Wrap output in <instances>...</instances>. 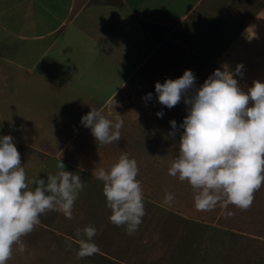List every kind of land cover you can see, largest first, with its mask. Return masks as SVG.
<instances>
[{
    "label": "rangeland",
    "instance_id": "obj_1",
    "mask_svg": "<svg viewBox=\"0 0 264 264\" xmlns=\"http://www.w3.org/2000/svg\"><path fill=\"white\" fill-rule=\"evenodd\" d=\"M139 1L126 0L125 5L129 12L139 15L142 31L151 39L140 49H128L127 52L132 54L139 53L126 65L120 64L119 58L114 61L110 57L119 52L114 49V44L107 48L104 43L92 44V38L82 34L78 44L68 43V27H71L70 34H73L72 27H80L83 34L92 36L104 30L89 21V5L76 18L75 24L65 25L48 37L33 39L30 37L42 34L56 24L64 11H54V15L45 13L49 4L40 0L38 4L33 2L31 18L24 20L16 12L13 1H5L8 11L1 10L0 41L8 44L0 42V53L4 49L5 56H18L23 63L3 61L7 71L0 77V136L13 137L29 180L33 177L46 180L48 174L56 173L58 162L42 154L46 153L44 139H51L61 132V128L76 126L71 119L74 115H70L66 107L67 102L78 99L75 104L85 100L95 110L104 101L105 105L98 111L113 121H124L121 139L100 145L86 127L76 135L72 130L66 139L61 138L66 145L55 155L64 161L66 171L76 174L73 170L78 168L84 189L75 202L73 219H59V212L50 211L48 213H56L58 219L50 226L57 229L58 234L76 238L77 229L83 236L85 227H95L96 237L93 238L99 249L105 247L102 246L105 240L114 245L112 258L115 261L106 260L107 264H264V185L254 194V201L246 211L226 201H221L212 210H196L191 186L168 174L172 160L178 155L183 132L179 125L187 115L188 106L181 100L169 109L159 103L155 92L156 82L163 84L166 79H177L185 70L193 72L198 88L216 69L235 72L237 65H243L242 75L234 78L247 92L251 86L242 82L243 78L250 79L264 61V2L200 0L186 17L177 21L173 19L175 15L169 13L170 6L164 4L168 0ZM179 3L184 6L179 5L177 10L186 9L192 0H179ZM155 7L159 9L157 12ZM144 17L151 21L156 19L161 24L152 26L154 24L145 21ZM5 32H19L29 37L22 40L10 34L9 37ZM171 37L180 38L183 44L180 49L185 52H179V49L176 54L171 53L175 44L170 42L167 44L170 51L156 56L148 64L155 39ZM187 47L189 51L185 50ZM119 48L127 50V47ZM186 52L203 63L190 59ZM132 74L134 77L104 100L121 85L124 77L126 80ZM148 93L152 96L145 99ZM158 112H163V116L158 117ZM85 115L87 113H81L82 117ZM172 120L176 121L177 130L172 129ZM52 124L53 129H45ZM25 125L32 126L31 134L34 135L28 141L22 139ZM173 131L174 136L170 135ZM36 137L37 141L42 139L40 143L35 141ZM122 153L137 161V179L144 196L146 214L132 235L124 227L109 221L111 213L102 194L103 185L95 178V169L109 168ZM166 192L174 197L170 204L164 202ZM40 240L47 241L48 246L54 245L50 247L54 250L50 254L35 252ZM23 241L27 251L21 255L14 250L8 264H105L99 258L94 263L96 254L77 259L78 244L69 247L66 242L64 245L61 237L53 236L41 227L35 228ZM57 246L64 249L66 255L59 253Z\"/></svg>",
    "mask_w": 264,
    "mask_h": 264
},
{
    "label": "clouds",
    "instance_id": "obj_2",
    "mask_svg": "<svg viewBox=\"0 0 264 264\" xmlns=\"http://www.w3.org/2000/svg\"><path fill=\"white\" fill-rule=\"evenodd\" d=\"M242 69L243 65H237L235 72L216 69L198 88L190 70L177 79L155 84L161 105L171 109L183 100L188 106L179 125L183 132L178 155L168 174L191 186L198 211L212 210L221 201L246 211L264 185V83L254 81L247 92L243 91L234 78L242 75ZM151 96L148 93L145 99ZM156 115L162 117L163 112ZM81 123L100 145L121 139L122 119L113 121L92 109ZM170 124L177 130L175 120ZM170 135L174 136L175 131ZM56 168V173L48 174L46 180H29L13 137L0 136V264H7L14 250L21 255L27 251L23 238L41 223L42 215L57 211L73 219L84 183L79 174L66 171L61 160ZM138 173L137 161L127 153H122L109 168L95 169L111 213L109 221L124 227L129 235L138 230L146 214ZM173 200V195L166 192L164 202L170 204ZM76 235L77 259L99 251L93 242L95 227H85L83 236L77 229Z\"/></svg>",
    "mask_w": 264,
    "mask_h": 264
},
{
    "label": "crops",
    "instance_id": "obj_3",
    "mask_svg": "<svg viewBox=\"0 0 264 264\" xmlns=\"http://www.w3.org/2000/svg\"><path fill=\"white\" fill-rule=\"evenodd\" d=\"M5 1H7V0H0V14H1V10H7L8 11V9L5 8L6 7ZM12 1H13L14 8L16 9V12L21 14V16L24 20H25V18H26V20H28L29 18H31V12H32L31 7H32L33 2L35 4H38V2L40 0H12ZM43 1H45L47 4H49V6H47L48 7L47 10H45V13L54 15L55 14L54 11L57 12L58 10H61L62 12L64 11V13H62L60 18H58L56 20V24L49 26V30L43 32L42 34L33 35L30 38L42 39L44 36L48 37L52 34H55L60 29H62L65 25L71 26L73 23L75 24L76 18L78 16H80V14L84 13V10H86L85 7L89 5V8H88L89 13H90L89 18H88L89 21L91 20L90 22H92L93 25H97L100 27V29L103 28L104 30H100V33L97 36H96V33L94 34V36H92V35L83 34L84 31L79 29L80 27L75 28V29H73V27H72V33L73 34H70L71 27H68L69 32L67 33L68 35L66 36L68 43L78 44L80 42L81 34H82V35L88 36V38L91 37L92 38V40H91L92 44H96V43L99 44L100 43L102 45V43H104L105 48H107L108 45H109V47H111L114 44V49H116V50L119 49V52H118V55H111L110 57H112L114 61L119 58L118 62L122 65H126V64L130 63V61H129L130 58L134 57L137 53H139V52H135L132 54V52H127L128 49H130V48L140 49L142 47V45H144L146 42H148L151 39V37H148L142 31V27H141L142 25L140 24L141 22L138 21L139 15L137 16V15H135V13L129 12L128 6L125 5L126 0H43ZM199 1L200 0H192V4L189 7L186 6L187 7L186 9L182 8V9H178V10H177V7L179 5L184 6L183 3H179V0H168L169 3L166 1V3H164V4L165 5L168 4V6H170L169 8L171 9V12H169V13L171 15L172 14L175 15L173 19H176L177 21H179L180 19L186 17L187 13L190 12V9L192 8V6L195 5ZM262 1L264 2V0H262ZM90 2H91V4H90ZM139 2H141V0ZM173 2H175V3L173 4ZM160 6L161 5L159 4V6H157V7L160 9ZM172 6H173V8L176 6V9H173ZM230 7H232V6H230ZM159 9L156 10V7L154 8V10H156V12ZM178 11H180V13ZM128 14H131L132 18L129 17ZM6 17H8V16H6ZM246 17H249V16H246ZM144 19H145V21L148 20L145 17H144ZM148 21L150 22L151 20H148ZM151 22H152V24H154L152 26H155L157 24H161V22H158L156 19H153ZM2 30H4V29H2ZM13 33L14 34H12V32H5V34L9 37H11L13 35L15 38H20L22 40H23V38L29 37V35L22 34L19 32H13ZM5 34H3V35H5ZM103 35H104V38H102ZM152 40H154V37H152ZM0 42H2V44H6V45L8 44L7 42H4V41H0ZM170 42H173V44H175V47L174 46L171 47V49H172L171 53L173 52L174 54H176L177 50H179L183 46L180 38L174 39L173 37H171V38L164 39V40H162L161 38L155 39V41L151 47V50H152L151 57L150 58L148 57L150 60L148 62V64L152 61V59L154 60V58L156 56L160 57L164 53L169 52L170 47H167V46L169 45ZM120 46H122L123 48L127 47V50L125 51L124 49L119 48ZM177 46H179V48ZM185 50L189 51L188 47ZM2 51H3L2 54L0 53V77H4L6 75L5 72L7 71L5 68H3V61L9 62V63L15 62L17 65H18V63L19 64L23 63L18 56H16L15 58L7 57V56H5L6 53L4 52V49ZM179 52H185V51L180 49ZM3 53H5V55ZM72 54H73V51H72ZM187 55L189 56V53H187ZM263 56H264V53H263ZM189 57H190V59L194 60L195 62L203 63V62L199 61L198 59H196L195 57H193V58L191 56H189ZM145 58H146V56H145ZM261 72H263V73H261ZM131 77H134V75L132 74V76L126 77V80H124L125 79V77H124L122 79L121 85H118L114 89V91L111 92L106 97V99H104V100L106 101L109 97H111L114 94V92L118 90L119 86L125 85ZM257 80L264 83V61L262 62L260 69H258L255 74H252L250 76V79H244L243 78L242 82L246 83V85L252 86L253 82L257 81ZM74 101H78V99H74V100L72 99L71 101L67 102L66 107L69 108L68 111L70 112V115H74L71 119L73 121H75L76 126H73L71 128H70V126H67L65 129L61 128L60 129L61 132L53 135L51 139L50 138H49V140L44 139V144L47 143V145L45 146V149H44L46 151V153L42 152V154H47L46 155L47 158L53 157L55 159V161H57V162H59L61 159L59 158V156L57 157V155H55L56 151L59 153L60 151H62L64 149V147L66 145V142L65 141L62 142L61 138L66 139L68 136L71 135L72 130H73L72 134H75V135L77 134V131L80 132L81 129L84 127L81 123V118H82L81 113L84 112V113L88 114L92 110L89 103L86 102L85 100L79 101V102H76L75 104H73ZM104 105H105V102L103 101L101 104L98 105V108H96L95 110H98L99 108L103 107ZM47 123H51V122H47ZM63 124L64 123L62 122L61 126ZM53 125L54 124L50 125L48 128H45V127L44 128L47 130L48 129L51 130ZM31 127L25 125V128H24L23 133H22V135H23L22 139H25L26 141H28L30 138H33L34 135L31 134V131H32V129H30ZM48 136H50V135H48ZM58 138H59V140H57ZM37 140H38V137H36L35 141L37 143H40V141L42 139L39 141H37ZM74 145L75 144L73 143V146ZM37 151H39V150H37ZM74 157H77V156H74ZM61 161H62V163L64 162L63 160H61ZM77 169L76 170L71 169V170H73L76 174H79L77 172ZM55 214L56 213H54V214L46 213L43 216H41L40 217L41 223L37 227L43 228V230L45 232H51V234H53V236L57 235V236L61 237L63 240L62 243L64 245H67L66 242H69L68 244L71 246L74 245L75 243L78 244V242H77L78 238L69 237L68 234H62V235L58 234L57 232H59V231L57 229L55 231V229L52 228V226H50L52 224H56V222L58 220L56 218ZM57 215L60 216L59 219L66 220L65 217L64 218L62 217V216H64L62 213L59 212ZM159 233H160V225H159ZM140 235H141V233H140ZM142 235H143V233H142ZM36 237H39V236H36ZM93 242L95 243L94 238H93ZM104 243L105 244H103L102 246H105V247H101L99 249V251L96 253V256L94 258V263L97 261L98 258L103 260L105 264H107L106 260H114L112 258V255H113L112 254V246L114 247V245L108 244L106 242V240ZM36 245H37V250L35 252L41 251V254H47V253L50 254V252H52L54 250V249L50 248L54 245L48 246L47 241L44 242V241L40 240L39 242L36 243ZM97 245L99 247V244H97ZM56 249L59 253H62L63 256L66 255V252L64 251V249H60V248H58V246L56 247ZM32 250H34V249H32ZM7 264H8V262H7ZM99 264H100V262H99Z\"/></svg>",
    "mask_w": 264,
    "mask_h": 264
}]
</instances>
